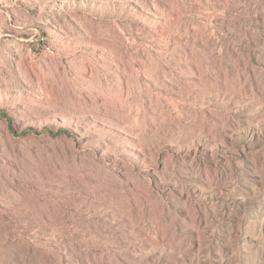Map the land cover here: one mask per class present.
Returning a JSON list of instances; mask_svg holds the SVG:
<instances>
[{
	"label": "rangeland",
	"instance_id": "374dc122",
	"mask_svg": "<svg viewBox=\"0 0 264 264\" xmlns=\"http://www.w3.org/2000/svg\"><path fill=\"white\" fill-rule=\"evenodd\" d=\"M0 264H264V0H0Z\"/></svg>",
	"mask_w": 264,
	"mask_h": 264
}]
</instances>
